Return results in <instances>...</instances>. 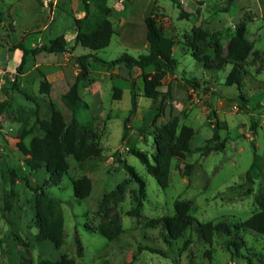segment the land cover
<instances>
[{
	"label": "rangeland",
	"instance_id": "1",
	"mask_svg": "<svg viewBox=\"0 0 264 264\" xmlns=\"http://www.w3.org/2000/svg\"><path fill=\"white\" fill-rule=\"evenodd\" d=\"M108 4L115 32L110 44L96 51L101 59L147 53L145 18L152 13L173 38L178 64L158 86L166 93L162 112L159 101L144 95L141 69L130 74L124 64L91 58L87 77L80 81L82 100L70 110L61 96L82 73L78 56L90 52L75 40V19L85 15L83 0H0V104L6 102L0 114V264H38L41 257L57 260L63 255L72 257L74 264H264L263 234L241 226L232 236L215 234L210 244L199 224L242 222L264 207V0H181L182 7L172 0H108ZM240 23L246 25V37L258 53L248 57L242 83L228 85L232 64L206 68L194 57L196 47L190 45V37L200 29L206 35L196 41L198 47L214 58L220 46L225 56ZM58 36H64L68 50L30 53L22 70H17L23 52L14 49L16 43L34 48ZM44 80L50 83L47 93L41 90ZM133 87L138 107L125 129ZM116 88L122 90L120 98H114ZM52 103L68 121L76 116L93 128L102 148L100 155L83 161L68 156L70 168L58 182L45 168L29 170L27 156L17 147L22 131L35 122L37 104L39 117L47 119ZM173 119L179 126H191L195 134L186 159H173L168 186L163 188L129 150H142L153 162L158 126ZM217 121L224 149L198 150L212 138ZM31 137L23 141L29 144ZM121 159L145 181L140 215L129 213L139 203V185ZM187 163H193L190 174L184 173ZM12 170L18 176L15 183ZM84 175L91 178L92 190L80 199L72 180ZM35 187L62 201L64 240L60 246L37 239L40 221ZM177 200L190 202L196 222L181 238L169 240L157 219L174 215ZM115 216L122 232L108 239L99 228L115 230ZM189 237L192 242L181 251ZM146 245L165 253L139 249Z\"/></svg>",
	"mask_w": 264,
	"mask_h": 264
},
{
	"label": "trees",
	"instance_id": "2",
	"mask_svg": "<svg viewBox=\"0 0 264 264\" xmlns=\"http://www.w3.org/2000/svg\"><path fill=\"white\" fill-rule=\"evenodd\" d=\"M178 7L181 6V0H172ZM85 15L75 19L76 26V44H80L90 50L89 53L78 56V61L81 66V74H78L74 83L61 96L63 103L70 109L74 110L75 106L82 100L80 93V81L87 77L90 65L89 58L93 62H101L109 65L124 64L130 74L133 69H141L143 71L144 95L150 97L154 102L159 101L160 111L164 110L163 100L166 98V93L161 92L158 86L162 84L163 77L167 73L175 72L177 68V58L173 55L174 40L168 36L160 27L155 15L149 14L145 18L147 28V40L149 42V50L145 54L134 56L130 53H123L118 58L106 61L96 55V51L107 47L115 32L113 23L110 20L112 8L108 4V0H83ZM246 25L240 23L235 34L230 38L227 45V53L225 56L221 55V48H215L216 55L210 58L197 45V40L206 35L200 29H195L193 35L190 37V45H194V57L203 62L206 68H222L224 64H232V68L227 76L226 83L228 85L241 84L243 81L245 66L248 57L254 53L253 43L246 37ZM193 47V46H192ZM20 49L23 56L18 71L22 70L26 62L28 54H37L40 52L61 54L68 50L67 42L64 36H58L49 43L41 44L38 47L26 48L22 43H16L14 49ZM188 83L196 85L193 81L188 80ZM50 83L46 80L42 82L41 90L44 93L49 91ZM16 88L25 94L31 100L36 101V98L16 85ZM122 90L116 88L114 98H120ZM132 93V106L128 117L124 120V127L130 117L136 112L138 107V94L134 87ZM6 102L0 104V114ZM39 105L36 106L35 122L29 127L25 128L21 133V140L17 147L26 155L25 163L29 170H38L45 168L51 176H55V181L61 180L69 168L70 162L68 156H72L77 161H83L91 156H98L102 152L99 145L98 135L93 128L82 124L76 116H73L69 121L66 119L62 110L55 104L51 105V114L47 119L39 117ZM220 124L216 122L214 126V134L208 140V144L204 148L198 150L208 153L211 150L221 151L225 144L221 140L219 132ZM32 134L29 144H26L23 139ZM195 134V130L188 125L179 126L177 119H173L168 123L158 126L155 135V143L157 147L156 154L153 155V162L149 156L142 150L132 148L130 153L136 155L145 165L147 171L153 175L159 186L165 188L168 186L169 173L174 158L186 159L188 153L191 152V141ZM125 136V132H124ZM215 141L214 146L209 143ZM256 157V151L254 152ZM254 157V158H255ZM127 172L131 178L139 185L140 199L134 210L129 213L140 215V208L142 205V197L145 193V181L138 174L136 169L128 164L125 159H121ZM193 168V163L185 165V174H190ZM12 182L15 183L18 178L15 170L11 174ZM26 185L32 187L30 182L26 179ZM73 191L76 197L84 199L90 195L92 190L91 178L87 175L75 178L72 180ZM122 186H119L121 188ZM36 192L35 209L37 217L40 221L39 231L37 233L38 240L51 241L55 246H60L64 240V212L62 201L50 195L44 190L33 188ZM40 190V191H39ZM116 191L111 192L115 194ZM191 204L188 201L177 200L175 202V214L165 215L157 219L167 235L169 240H177L181 238L184 233L191 228L196 222V218L191 213ZM116 227L111 230L107 227H100V233L108 238L113 239L118 233L122 232V226L119 223L118 216H115ZM203 238L212 243L215 234L222 233L227 236H232L234 229L244 226L254 232L264 235V207L253 212V214L242 222L230 223L227 221H220L213 223L212 221L199 223ZM192 242L191 237L187 238L181 251H184ZM235 245V242L233 241ZM140 250H149L151 252L164 254L165 252L159 248L152 246H140ZM72 257L63 255L60 259L52 260L47 257H41L38 264H74ZM26 264H31L26 261Z\"/></svg>",
	"mask_w": 264,
	"mask_h": 264
},
{
	"label": "crops",
	"instance_id": "3",
	"mask_svg": "<svg viewBox=\"0 0 264 264\" xmlns=\"http://www.w3.org/2000/svg\"><path fill=\"white\" fill-rule=\"evenodd\" d=\"M18 49V48H17ZM49 54H52V53H49Z\"/></svg>",
	"mask_w": 264,
	"mask_h": 264
},
{
	"label": "built area",
	"instance_id": "4",
	"mask_svg": "<svg viewBox=\"0 0 264 264\" xmlns=\"http://www.w3.org/2000/svg\"><path fill=\"white\" fill-rule=\"evenodd\" d=\"M252 138H253V136H252Z\"/></svg>",
	"mask_w": 264,
	"mask_h": 264
}]
</instances>
